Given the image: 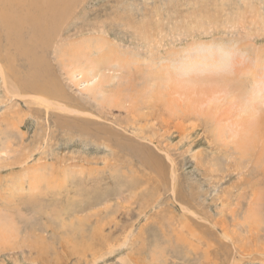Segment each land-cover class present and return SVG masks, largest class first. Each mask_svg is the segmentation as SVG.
<instances>
[{"label":"rangeland","instance_id":"rangeland-1","mask_svg":"<svg viewBox=\"0 0 264 264\" xmlns=\"http://www.w3.org/2000/svg\"><path fill=\"white\" fill-rule=\"evenodd\" d=\"M59 2L0 24V264H264V0Z\"/></svg>","mask_w":264,"mask_h":264},{"label":"bare ground","instance_id":"bare-ground-1","mask_svg":"<svg viewBox=\"0 0 264 264\" xmlns=\"http://www.w3.org/2000/svg\"><path fill=\"white\" fill-rule=\"evenodd\" d=\"M57 1L59 2V0H47L45 3V7H40V5H37L34 2V0H8V4H9L10 8H7L3 12L2 17H1L2 20L0 21V24L4 23L5 27L7 28L8 32H9V35H10V33H14V34L19 35L21 32V29H22L21 25H24L23 23L25 21H27L28 19H29V21H27V22L31 23L32 25H34L38 28H41L42 25L45 26L44 15L46 14V12L50 11L51 13L54 14L55 11L57 10V6L55 5V4H57ZM14 5H17L20 9H22V7L25 6V8L27 10V16L20 13V11L16 12L13 9ZM63 5H66V4L63 3ZM62 7H63V9H65L64 6H62ZM31 11L34 12V16L31 14ZM52 17H53V15H52ZM1 75H2V78L4 79L3 74H1ZM31 88L35 91L36 90L42 91L45 89L43 84L36 82V81L33 83ZM46 89H48V88H46ZM44 100H46V99H44ZM45 103L43 101H39L38 104L44 105ZM49 104H50V102H49ZM59 109L61 110L62 108L59 107ZM62 111H63V109H62Z\"/></svg>","mask_w":264,"mask_h":264}]
</instances>
